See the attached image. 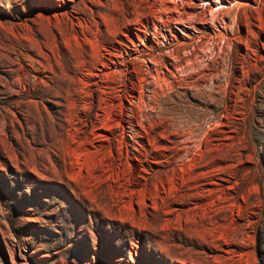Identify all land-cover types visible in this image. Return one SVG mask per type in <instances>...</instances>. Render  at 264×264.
<instances>
[{
    "label": "rangeland",
    "instance_id": "374dc122",
    "mask_svg": "<svg viewBox=\"0 0 264 264\" xmlns=\"http://www.w3.org/2000/svg\"><path fill=\"white\" fill-rule=\"evenodd\" d=\"M0 264H264V0H0Z\"/></svg>",
    "mask_w": 264,
    "mask_h": 264
},
{
    "label": "bare ground",
    "instance_id": "6f19581e",
    "mask_svg": "<svg viewBox=\"0 0 264 264\" xmlns=\"http://www.w3.org/2000/svg\"><path fill=\"white\" fill-rule=\"evenodd\" d=\"M8 7V6H7ZM8 72H10V71H8ZM9 77H11V76H9ZM8 80H9V78H8ZM11 84V83H10ZM11 87H14V86H12V85H8L7 86V91H8V94H11V99H17L18 97H21V95H19V94H17V93H15L14 91H12V88ZM7 94V93H6ZM33 96V95H32ZM29 97H30V94H29ZM16 108V107H15ZM197 198H198V196H197Z\"/></svg>",
    "mask_w": 264,
    "mask_h": 264
}]
</instances>
